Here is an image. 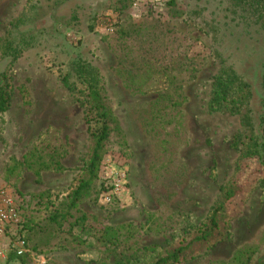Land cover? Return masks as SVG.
Instances as JSON below:
<instances>
[{"label":"rangeland","instance_id":"374dc122","mask_svg":"<svg viewBox=\"0 0 264 264\" xmlns=\"http://www.w3.org/2000/svg\"><path fill=\"white\" fill-rule=\"evenodd\" d=\"M216 35L226 62L251 84L254 119L264 118L254 69L264 60V0L137 8L132 0H0V72L8 69L13 85L10 108L0 113V190L20 216L0 237V264H149L190 237L235 175L233 143L242 129L231 108L209 104ZM9 39L21 44L20 55L2 54ZM87 61L97 67L125 145L111 137L91 196L73 212L83 221L46 245L48 236H32L28 227L72 187L87 153L75 70ZM34 147L56 148L65 169L43 171L36 182L17 163ZM247 164L236 178L242 191L228 203V236L186 264H241L250 251L248 264L264 258V166ZM119 170L125 186L105 203L99 187ZM106 229L118 239L101 242ZM34 243L43 246L32 249Z\"/></svg>","mask_w":264,"mask_h":264},{"label":"trees","instance_id":"16d2710c","mask_svg":"<svg viewBox=\"0 0 264 264\" xmlns=\"http://www.w3.org/2000/svg\"><path fill=\"white\" fill-rule=\"evenodd\" d=\"M12 25L17 26L15 23H12ZM217 37L218 35L214 37L212 43L217 72L212 79L213 93L209 104L213 108L228 106L240 120L242 129L239 130L233 143L238 152V158L235 162V175L228 184L222 186L211 213L195 226L190 237L180 238L176 243L156 255L149 264H186L224 237H227L231 222L228 203L242 191V186L236 180L240 169L247 166V162L250 161H259L264 166V118L254 119L255 111L249 101L252 97L249 93L251 84L242 79L244 74L240 73V70L236 68V64L226 62V57L216 46L219 40ZM7 41L6 50L2 54L16 56L23 52L20 43L11 44L13 40L10 39ZM245 62L246 58L244 64ZM96 68L90 61L75 64L79 79L77 102L82 108L89 142L87 153L81 159L79 173L65 195L56 196V200L49 202V209L44 216V220L28 227V233L32 236L46 234L48 236L45 241L46 245L52 242L50 239H54L64 232V229L70 230V227L83 221V214L73 216V212L79 210L78 204L82 200L91 196L93 183L98 175L99 164L107 151V145L111 137L115 136L122 145H125V134L121 129L119 119L114 114L108 93ZM254 69L258 73V83L264 96V60L258 64L255 63ZM65 79L66 77H64ZM233 89L246 90L245 95L234 96L232 94ZM12 93V76L9 70L5 69L0 72V113H4L10 108ZM259 130L260 134H258ZM36 148L34 147L32 152L29 151L24 154L21 161L17 160L18 164H21L26 170H30L35 175L36 182L42 181L43 171H62L65 169L56 148ZM104 189H106V186L102 184L99 187V193L101 194ZM71 218L74 220H71ZM65 224L68 225L67 228H64ZM99 239L101 242L115 241L118 239V232L116 231L114 236L112 232H108L106 229V231L101 232ZM42 246L43 243H34L32 249H38ZM245 251H247V248ZM253 253L250 251L246 260L242 261L241 264H248ZM257 264H264V258Z\"/></svg>","mask_w":264,"mask_h":264},{"label":"built area","instance_id":"2783aa9c","mask_svg":"<svg viewBox=\"0 0 264 264\" xmlns=\"http://www.w3.org/2000/svg\"><path fill=\"white\" fill-rule=\"evenodd\" d=\"M166 0H132V5L137 8L141 3L151 7L162 5ZM126 183V173L119 170L114 173L109 182L105 183L106 189L101 192L105 203H111L118 198ZM20 221L19 210L14 199L0 190V237L4 236L7 229L17 225ZM23 243V242H21ZM22 252L21 249L18 251Z\"/></svg>","mask_w":264,"mask_h":264}]
</instances>
